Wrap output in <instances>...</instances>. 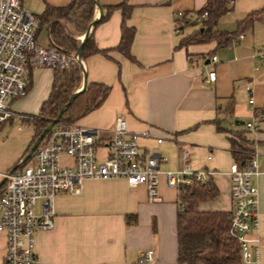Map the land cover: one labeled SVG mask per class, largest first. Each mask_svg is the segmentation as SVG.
I'll return each mask as SVG.
<instances>
[{
	"label": "crops",
	"instance_id": "crops-1",
	"mask_svg": "<svg viewBox=\"0 0 264 264\" xmlns=\"http://www.w3.org/2000/svg\"><path fill=\"white\" fill-rule=\"evenodd\" d=\"M33 1L37 5L34 15H39L47 5L65 7L73 0ZM98 1L103 12L96 7L93 21L99 24L92 31L93 39L108 54H94L83 62L88 83L104 84L111 90L99 108L76 124L96 132L101 158L107 155L105 145L118 118L126 120L131 132L148 131L151 136L141 139L140 154L163 160L159 164V196L150 202L146 186L133 188L125 179L87 180L81 194L59 195L54 205V228L36 232V264H138L148 250L155 253L153 264H181L178 189L167 186L164 174L184 169V151L189 153L192 170L216 173L213 180L219 196L202 202L201 211L232 210L229 172L234 163H240L232 152L235 133L249 139L248 147L258 155L264 170V133L252 135L245 128L246 123L264 115V58L259 56L264 53V12L252 26L240 25L249 14L264 11V0L229 4L230 10L217 29L238 32L233 42L180 48L177 45L184 37L196 32L197 26L201 28L192 22L207 0ZM122 5L131 11L127 26L135 29L131 46L135 62L115 51L122 35ZM110 8V17L101 22ZM179 15L182 17L177 18ZM184 17L190 26L177 33L175 22L181 23ZM38 42L50 45L47 27L40 29ZM53 70H32L27 96L14 102V115L0 127V133L7 132L0 140L2 173L16 168L33 144L34 120L52 92ZM211 72L216 73L215 82L209 79ZM250 87L254 106L250 104ZM20 102L24 108L18 113L13 107ZM13 118L30 124L26 131L23 128L24 133L11 134L21 129L14 126ZM217 122L228 132H219ZM62 162L71 165L73 161L63 157ZM254 184L259 190L260 225L251 236L259 238L260 264H264V174L254 179ZM41 212L38 205L37 214ZM6 252V235L0 233V264H4Z\"/></svg>",
	"mask_w": 264,
	"mask_h": 264
},
{
	"label": "built area",
	"instance_id": "built-area-1",
	"mask_svg": "<svg viewBox=\"0 0 264 264\" xmlns=\"http://www.w3.org/2000/svg\"><path fill=\"white\" fill-rule=\"evenodd\" d=\"M207 16L205 13L199 20ZM40 26L36 15L25 10L23 0H0V127L14 115V102L27 96L34 68H69L77 64L76 54L39 44ZM177 27L175 22V30L180 33ZM259 56L264 58V53ZM209 79L215 82L216 73L211 72ZM248 91L254 106L253 88ZM263 120L264 115L246 123V131L252 135L264 133ZM150 136L148 131H129L126 120L118 118L105 145L107 155L101 158L95 131L76 123L58 124L23 168L12 173L0 171V181L6 179L0 194V233L6 235L7 242L4 264H36V232L54 228L56 198L81 194L87 180L125 179L133 188L144 185L149 201L154 202L159 196V164L163 160L157 155L144 158L140 154L141 139ZM63 157L71 159L72 164H63ZM183 157L186 165L181 172L164 174L167 186L178 189L193 180L205 184L215 176L208 169L193 171L187 151ZM262 174L258 155L252 151L244 162L234 163L229 172L233 202L230 231L240 243L245 264H260V241L251 235L260 225L259 190L254 179ZM154 261V251L148 250L138 264Z\"/></svg>",
	"mask_w": 264,
	"mask_h": 264
},
{
	"label": "trees",
	"instance_id": "trees-1",
	"mask_svg": "<svg viewBox=\"0 0 264 264\" xmlns=\"http://www.w3.org/2000/svg\"><path fill=\"white\" fill-rule=\"evenodd\" d=\"M234 0H207L206 6L198 12V19L192 24H200L201 28L193 34L186 36L177 45V48L188 47L193 44H205L219 41L229 44L234 41V35L221 32L217 29L222 16L229 12V4ZM123 10L122 35L119 46L115 49L135 62L131 54V46L135 36V29L127 26L130 17V7L121 6ZM96 9L95 0H73L65 7L47 5L43 13L36 15L40 21V29L47 27L49 32L50 47L61 53L75 54L83 37L93 22ZM110 8L103 16L105 22L112 12ZM264 11L254 12L240 23L243 27L252 26L256 20L261 19ZM205 13L207 18L200 21ZM185 17L178 24L181 33L187 25ZM178 22V21H177ZM242 29V28H241ZM82 59L86 60L94 54L107 55V51L100 50L93 39V33L86 40L82 50ZM84 72L78 64L69 68H56L53 70V87L49 99L43 104L39 116L34 120L36 136L33 141L43 133L46 127L65 108L73 94L83 85ZM111 87L88 83L86 90L78 96L67 108L59 124H75L82 117L99 108L110 93ZM219 132H228L217 122ZM231 137L232 152L240 163L249 156V139L244 134L235 133ZM50 133L45 137L48 140ZM32 144V145H33ZM32 147V146H31ZM31 149V148H30ZM28 150V152L30 151ZM27 152V154H28ZM15 169V168H14ZM2 191H0L1 194ZM219 196V190L210 179L205 184L193 180L189 185L178 188L179 216L177 223L179 256L181 264H245L242 259L240 243L231 235L230 214L224 211H201L202 202L214 200Z\"/></svg>",
	"mask_w": 264,
	"mask_h": 264
},
{
	"label": "water",
	"instance_id": "water-1",
	"mask_svg": "<svg viewBox=\"0 0 264 264\" xmlns=\"http://www.w3.org/2000/svg\"><path fill=\"white\" fill-rule=\"evenodd\" d=\"M96 2V7L99 9L100 13L102 14L103 9L101 4L99 3L98 0H95ZM99 24V21H93L88 30L85 32L81 44L77 50V52L75 53L77 56V64L81 67L82 71L84 72V80H83V86L76 91L73 96L70 98L69 102L65 105V108L58 114V116L46 127V129L43 131V133L40 135V137H38L36 139V141L34 142V144L32 145L30 151L28 152V154L25 156V158L22 160V162L15 168L13 169L10 173L20 169L21 167H23L24 165L27 164V162L34 156V154L36 153V151L38 150V148L40 147L41 143L44 141L45 137L53 130V128L58 125L61 121V117L64 113V111L70 107V105L73 103V101L80 96L88 87V80H87V74H86V70H85V65L82 59V50L84 48V44L86 42V40L91 36L93 29ZM6 183V179H2L0 181V191L2 189V187L5 185Z\"/></svg>",
	"mask_w": 264,
	"mask_h": 264
},
{
	"label": "rangeland",
	"instance_id": "rangeland-1",
	"mask_svg": "<svg viewBox=\"0 0 264 264\" xmlns=\"http://www.w3.org/2000/svg\"><path fill=\"white\" fill-rule=\"evenodd\" d=\"M23 6H24V8H25V10L27 11V12H30L31 14H36L35 12H36V8H37V5H36V3H35V1H33V0H23ZM196 29H200V27L199 26H197L196 27ZM81 39H80V41H82V36L80 37ZM83 86V85H82ZM81 86V87H82ZM34 98H35V96H34ZM33 102L35 103L36 102V100L34 99L33 100ZM14 108V110L15 111H17L18 113H21L22 112V108H24L23 106H22V104H21V102L19 103V104H17L16 106H14L13 107ZM13 121H14V126L16 127V128H18V127H21V129L20 130H14L11 134H22V133H24V130H23V128H25V131L27 130V127H29V125L30 124H28V122L27 121H23V120H21V119H19V118H13ZM7 127L9 128V127H12V126H10V124H8L7 125ZM7 135V132L5 131V129L2 131V133H0V140H3L5 137H3V136H6ZM194 170V169H193ZM202 170H205V169H199V170H194V171H202ZM174 172H177V171H174Z\"/></svg>",
	"mask_w": 264,
	"mask_h": 264
}]
</instances>
